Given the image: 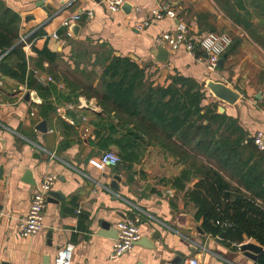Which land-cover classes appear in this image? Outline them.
<instances>
[{
    "label": "crops",
    "instance_id": "obj_1",
    "mask_svg": "<svg viewBox=\"0 0 264 264\" xmlns=\"http://www.w3.org/2000/svg\"><path fill=\"white\" fill-rule=\"evenodd\" d=\"M2 1L22 17L21 36L43 30L45 35L34 46L40 50L47 47L59 55V60L54 70L48 63L37 69L36 53L31 45L25 47L29 69L39 83L56 88L57 94L46 98L0 75V264H55L59 251L68 244L75 247L72 264H182L188 258H196L199 264H255L240 249L243 244H257L254 240L245 237L238 245L203 231L202 222L195 217L196 208L185 196L198 179L180 180L188 164L179 157L177 140L171 148L148 140L144 145L135 139L144 132L130 127L128 151L134 160L125 161L121 149L112 143L119 142V136L107 139L108 133L103 131L97 137L104 114L96 100L72 91L76 86H98L104 71L98 63V47L105 45L114 55L136 61L156 85L167 87L176 75L203 85L205 104L223 107V113L237 119L253 137L258 131L264 132V83L260 80L264 76V13L258 10L255 17L250 8L253 16L249 26L240 27L223 15L215 0H210L209 7L182 12L170 0H125L115 13L108 9L106 0ZM163 3L172 6L176 18H165L144 32L137 31L136 25L150 18ZM87 10H93L92 19L84 15L76 22L70 21ZM203 11L217 17L219 29L236 31L241 41L234 54L227 53L224 67L211 73L183 47L169 52L167 63H158L154 55L156 39L174 31L179 23L186 24L191 35H204L197 22V14ZM73 25L79 26L77 35ZM53 34L64 43L54 39ZM249 72L258 73L259 79L251 82ZM210 81L227 85L240 99L234 105L220 101L207 89ZM47 102L56 107L55 112L42 107ZM68 105L74 109H68ZM43 122L47 133L39 131ZM105 151L117 153L121 164L103 166L100 157ZM28 171L31 179L26 177ZM48 172L57 174L58 181L48 199L43 229L21 238L19 225L28 213L35 185ZM115 173L122 179L119 192L110 188ZM125 219L139 220L142 238L132 251L112 259L117 224ZM104 224L109 225L107 229Z\"/></svg>",
    "mask_w": 264,
    "mask_h": 264
},
{
    "label": "trees",
    "instance_id": "obj_2",
    "mask_svg": "<svg viewBox=\"0 0 264 264\" xmlns=\"http://www.w3.org/2000/svg\"><path fill=\"white\" fill-rule=\"evenodd\" d=\"M215 1L223 15L240 27H248V21L257 16L258 10L264 13V0ZM250 8L254 9L253 15ZM197 16L201 33L219 30L213 13L203 11ZM21 26L20 14L0 0V75L38 91L44 98L57 94L55 87L39 83L29 69L25 47L31 45L36 53L37 69L48 63L49 69L54 70L59 55L47 47L40 50L34 46L45 35L43 30L21 42ZM240 43L235 36L226 53L234 54ZM98 49V63L104 66L98 86H76L72 91H79L87 99L94 98L103 110L97 137L103 131H107V139L119 136L120 141L112 143L129 162L134 160L128 151L130 127L144 132L135 137L136 142L144 145L148 140L171 148L173 140H177L179 157L188 164L180 180L198 179L185 196L196 208L195 217L202 222L203 231L214 237L226 233L227 240L238 245L246 237L264 248V153L258 150L250 134L237 119L220 113L217 103L205 104L207 94L203 85L179 75L167 87L156 85L136 61L114 55L105 45ZM49 73L54 76L52 70ZM57 99L60 102L61 98ZM44 106L49 112L56 111L50 102ZM123 131L126 134L120 136ZM255 264H264V252Z\"/></svg>",
    "mask_w": 264,
    "mask_h": 264
},
{
    "label": "built area",
    "instance_id": "obj_3",
    "mask_svg": "<svg viewBox=\"0 0 264 264\" xmlns=\"http://www.w3.org/2000/svg\"><path fill=\"white\" fill-rule=\"evenodd\" d=\"M106 1L108 9L113 13L119 12L125 4V0ZM84 15L88 19H92L94 17V12L93 10H87L85 12L80 11L75 14L70 21L76 22ZM165 18H176V13L169 3L160 4L152 11V16L150 18L136 25V29L139 32H144L151 25ZM69 24V22H65V26H69ZM68 36H72V34L68 33ZM28 37L29 36L22 37L21 42H25ZM53 38L64 43L57 34H53ZM156 42L158 45H165L169 52H176L183 47L199 63L205 64L209 72L214 73L219 70L220 59L232 45L233 40L225 33L209 32L202 36L191 35L188 26L184 23H179L174 31L161 34L156 39ZM198 53H202V55H198ZM48 81L51 83L54 82L50 77ZM67 108L70 110L74 109L72 105H68ZM60 117L73 124V121H70L65 116L61 115ZM252 138L258 150L264 153V132L258 131ZM100 162L105 167H117L121 164L122 159L113 151H105L100 157ZM57 181L58 175L53 172H48L45 173L41 180L35 185L28 213L25 218L21 220L19 225L18 234L21 238L34 236L43 229L44 214L48 199ZM138 223V219H125L117 224L118 236L113 246L112 259H117L126 255L132 251L136 243L141 240L142 235ZM74 250L75 247L72 244H68L62 248L58 253L55 264H72ZM182 264H199V262L196 258H188L183 261Z\"/></svg>",
    "mask_w": 264,
    "mask_h": 264
},
{
    "label": "water",
    "instance_id": "obj_4",
    "mask_svg": "<svg viewBox=\"0 0 264 264\" xmlns=\"http://www.w3.org/2000/svg\"><path fill=\"white\" fill-rule=\"evenodd\" d=\"M78 29H79L78 25L72 26V31L76 35H77ZM154 55L156 56L155 59L158 63L165 64L167 63V60L169 58V51L167 50L165 45H158V47L154 50ZM227 58H228V54L225 53L223 57L220 59V62H219L220 68L224 67V63L227 60ZM206 87L213 93V95L216 98H218L220 101H223L229 105H234L240 99V95L236 91H234L233 89H231L230 87H228L227 85L223 83H217V82L210 81ZM257 99L259 100L261 99L260 94L257 95ZM26 100H29V93L26 95ZM224 111L225 109L223 107H219L220 113H223ZM39 131L42 133L48 132L45 122L41 123V125L39 126ZM0 173L1 174L3 173V169L0 170ZM26 177L29 179L32 178V174L30 171H28V173L26 174ZM121 181L122 179L119 173H115V175L112 176V183L110 184V188L115 192H119L120 191L119 184L121 183ZM108 226H109L108 224L103 225V227H105L106 229ZM225 237H226V233H223L219 236V239H224ZM139 243L140 241L138 242V244ZM240 249L245 254L246 257H248L254 262L257 260L258 255L264 252V248L255 243L243 244L241 245Z\"/></svg>",
    "mask_w": 264,
    "mask_h": 264
},
{
    "label": "rangeland",
    "instance_id": "obj_5",
    "mask_svg": "<svg viewBox=\"0 0 264 264\" xmlns=\"http://www.w3.org/2000/svg\"><path fill=\"white\" fill-rule=\"evenodd\" d=\"M170 1L173 7L177 8L179 12H182L183 10H186V9H190L192 7L193 9H200L201 7H204V6L209 7L210 5V0H170ZM216 33L228 34L232 38V40L236 36V31H231L227 29L226 27L217 30ZM242 74H245V72L241 73V76ZM248 74H250L249 77H250L251 82H256V80L259 79L258 73L249 72ZM260 80L264 83V76L263 77L260 76Z\"/></svg>",
    "mask_w": 264,
    "mask_h": 264
}]
</instances>
